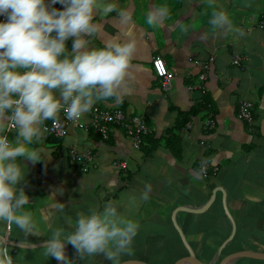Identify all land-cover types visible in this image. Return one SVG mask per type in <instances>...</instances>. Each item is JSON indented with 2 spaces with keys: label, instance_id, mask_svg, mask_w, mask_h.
I'll return each instance as SVG.
<instances>
[{
  "label": "crops",
  "instance_id": "0c3cea01",
  "mask_svg": "<svg viewBox=\"0 0 264 264\" xmlns=\"http://www.w3.org/2000/svg\"><path fill=\"white\" fill-rule=\"evenodd\" d=\"M98 3L100 11L94 10L93 23L101 31L89 38V47H102L110 37H134L137 46L131 76L120 87L119 99L99 100L94 105L121 109L127 117L143 116L149 134L134 149L118 128L101 140L91 130L70 127L58 144L42 132L41 140L29 147L40 150L45 160L34 163L19 158L25 175L16 186L28 197L23 210L31 213L37 231L25 236L14 225L0 224L14 264H59L46 255L48 237L57 228L70 233L78 214L102 211L108 201L116 202L121 215L139 223L131 250L119 257L120 264H178L187 257L173 216L203 264H219L221 256L241 251L264 254V31L259 29L264 0ZM106 3H114L115 10L105 13ZM159 7L167 8V15L149 24V11ZM221 10L230 19V30L209 23L212 13ZM121 11L128 14L127 23L121 21ZM71 44V39L66 41L67 50ZM234 55L240 59L237 66L232 63ZM157 56L172 74L167 91L152 71L151 62ZM241 102L251 104L250 124L238 118ZM198 106L202 109L182 126L183 114ZM7 135L15 140L17 134L13 130ZM70 148L92 152L93 162L84 167L71 165ZM116 162H124L126 171H120ZM203 164L208 166L207 178L200 174ZM146 184L151 185V192L147 200H141ZM217 188L224 191L235 223L232 240H228L232 226L224 215L221 192L215 193L207 208ZM130 197H136L134 205ZM58 204H63L62 210ZM190 209L204 211L195 214ZM65 253L71 264H112L100 257L103 253L81 258L71 244L65 245ZM230 264L264 262L238 259Z\"/></svg>",
  "mask_w": 264,
  "mask_h": 264
},
{
  "label": "clouds",
  "instance_id": "9594fccd",
  "mask_svg": "<svg viewBox=\"0 0 264 264\" xmlns=\"http://www.w3.org/2000/svg\"><path fill=\"white\" fill-rule=\"evenodd\" d=\"M61 4L62 10L51 5ZM106 3L105 13L114 11ZM98 0H0V224L14 225L25 236L34 235L36 224L24 211L28 197L18 189L25 172L18 163L23 157L32 162L45 160L41 151L29 146L42 138V125L59 119L64 112L68 120L79 119L99 100L119 99L137 42L110 37L102 47H89V38L98 37L100 26L93 23ZM167 8L149 11L147 22L158 23ZM119 17L127 23L129 16ZM209 23L214 28L231 29L224 11H214ZM72 40L71 50L66 41ZM16 132L10 140L7 132ZM204 178V177H203ZM151 185L140 194L147 200ZM130 204L136 197H130ZM63 209V204H58ZM68 223L72 224L70 217ZM139 223L120 214L116 202L108 201L102 211L78 214L74 230L65 234L57 228L45 242L46 255L63 264L65 245L71 244L83 258L103 253L112 264L131 250ZM0 264H14L7 246V233L0 230Z\"/></svg>",
  "mask_w": 264,
  "mask_h": 264
},
{
  "label": "built area",
  "instance_id": "2783aa9c",
  "mask_svg": "<svg viewBox=\"0 0 264 264\" xmlns=\"http://www.w3.org/2000/svg\"><path fill=\"white\" fill-rule=\"evenodd\" d=\"M57 9H62L63 6L57 3ZM0 19H3L0 17ZM259 29L264 31V21L259 23ZM235 66L239 65L240 59L238 56H233ZM152 71L155 77L161 82L163 90L167 91L171 87L172 74L167 70L166 64L161 57H154L151 62ZM204 80V76L200 77ZM189 87L188 90H191ZM238 118L245 123L252 122V107L248 102H241L238 106ZM70 127H77L79 130L92 131L94 134L100 136L103 140H107L108 136L114 128L122 129L127 138L130 139L132 147L138 149L141 145L142 138L147 134V127L141 117H127L126 114L118 108H100L94 105L90 111L84 113L79 119L68 120L63 111L59 113L57 122L50 120L42 125V132L48 136L56 139L65 138L69 133ZM13 130H9L7 133ZM69 163L79 167H84L86 164L93 162L94 157L89 151L79 152L75 148H70L67 152ZM116 167L124 170L126 164L124 162H116ZM216 170L213 169V172ZM200 174L207 178L208 166L201 165Z\"/></svg>",
  "mask_w": 264,
  "mask_h": 264
},
{
  "label": "water",
  "instance_id": "95a60500",
  "mask_svg": "<svg viewBox=\"0 0 264 264\" xmlns=\"http://www.w3.org/2000/svg\"><path fill=\"white\" fill-rule=\"evenodd\" d=\"M261 135L264 138V124L262 125V128H261ZM216 192H221V194H222V199H221L222 208H223V211H224L226 218L228 219V221L230 222V224L232 226L231 236L229 237L228 240H232L233 236L235 234L236 227H235V223L233 221V218H232V216H231V214L227 208V203H226V198H225L226 195L222 189L217 188L216 190H214L212 192V195L210 196L207 208L214 202ZM180 209L182 210L183 208H178V210H180ZM188 211L195 213V214H198V213H203L204 210L190 209ZM172 224H173L174 228L176 229L182 244L185 246V248L188 252V256L185 257L184 259H182L180 262H178V264H203L196 258V256L194 255V252L192 251V249L187 244L186 238H185L182 230L178 227V225L176 223L175 216H173V218H172ZM65 256H66V253H65ZM238 259H249V260H256V261L264 262V254L250 252V251H241V252L230 254V255L224 257L219 264H230V263H232ZM59 264H62V262H59ZM121 264H146V263L140 262V261H127V262H123Z\"/></svg>",
  "mask_w": 264,
  "mask_h": 264
},
{
  "label": "trees",
  "instance_id": "16d2710c",
  "mask_svg": "<svg viewBox=\"0 0 264 264\" xmlns=\"http://www.w3.org/2000/svg\"><path fill=\"white\" fill-rule=\"evenodd\" d=\"M198 109H202L201 106H198V108H193L191 111H189L188 114H183V116L181 117V118H182V122H181L182 126L187 125V123H188L189 120H190V117H193V116H195V115L198 113ZM46 122L49 123L50 120H48V121H46ZM146 127H147V126H146ZM95 135H96V134H95ZM96 136H97V138L103 140L100 136H98V135H96ZM96 136H95V137H96ZM47 137H48V139L50 140V142H52V143H57V144H58L59 142H61V140L64 139V138L56 139V138H54V137H52V136H48V135H47ZM145 137H146V136H144V137L142 138V142H141L140 147L142 146L143 141L145 140V139H144ZM138 149H139V148H138ZM91 155L94 157V154H92V152H91ZM120 171H126V169H124V170H120Z\"/></svg>",
  "mask_w": 264,
  "mask_h": 264
},
{
  "label": "rangeland",
  "instance_id": "374dc122",
  "mask_svg": "<svg viewBox=\"0 0 264 264\" xmlns=\"http://www.w3.org/2000/svg\"><path fill=\"white\" fill-rule=\"evenodd\" d=\"M56 5V4H55ZM55 5H51L52 7H55ZM252 240H253V238H252ZM255 244H256V246H259L260 244H258V243H256V242H254ZM101 258H103L104 257V261L106 260V258H105V256H104V254L102 255V256H100ZM223 259V257L221 256V258H220V262H221V260ZM200 262H202V261H200ZM219 262V263H220ZM92 264H97V262H95V263H92ZM216 264H218V262L216 263Z\"/></svg>",
  "mask_w": 264,
  "mask_h": 264
},
{
  "label": "bare ground",
  "instance_id": "6f19581e",
  "mask_svg": "<svg viewBox=\"0 0 264 264\" xmlns=\"http://www.w3.org/2000/svg\"><path fill=\"white\" fill-rule=\"evenodd\" d=\"M56 7H57V5H56ZM59 10H61V9H59ZM141 118H142L143 121L145 122L143 116H142ZM145 125H146V124H145ZM147 131H148V132H147V134H146L145 136H147V135L149 134V130H148V129H147ZM46 136H47V135H46ZM121 170H122V169H121ZM207 177H208V176H207ZM224 215H225V214H224ZM181 243H182V242H181ZM189 247H190V246H189ZM220 256H221V255H220ZM218 257H219V255L216 256V261H218ZM211 261H212V259H211ZM235 261H236V260H235ZM216 263H217V262H216ZM216 263H215V264H216Z\"/></svg>",
  "mask_w": 264,
  "mask_h": 264
}]
</instances>
